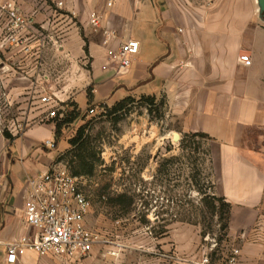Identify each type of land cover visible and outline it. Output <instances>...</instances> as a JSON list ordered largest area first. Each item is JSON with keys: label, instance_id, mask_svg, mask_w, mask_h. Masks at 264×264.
Listing matches in <instances>:
<instances>
[{"label": "crops", "instance_id": "1", "mask_svg": "<svg viewBox=\"0 0 264 264\" xmlns=\"http://www.w3.org/2000/svg\"><path fill=\"white\" fill-rule=\"evenodd\" d=\"M9 1L28 25L19 45L8 42L10 22L0 10V264H10L7 243L33 233L24 215L29 177L61 156L44 146L53 139L57 146L60 136L58 118L48 117L40 99L55 97L60 114L76 102L75 89H91L86 114L128 95L155 96L165 101L173 132L205 136L214 194L231 206L228 237L239 251L236 264H264V18L256 0H65L61 10L52 0ZM92 13L101 17L99 27L91 24ZM105 31L117 35L112 47L140 43L129 68L108 60ZM45 68L58 75L42 81ZM195 244H176L179 264L200 263ZM101 249L96 245L92 254ZM33 254L16 264L94 259Z\"/></svg>", "mask_w": 264, "mask_h": 264}, {"label": "rangeland", "instance_id": "2", "mask_svg": "<svg viewBox=\"0 0 264 264\" xmlns=\"http://www.w3.org/2000/svg\"><path fill=\"white\" fill-rule=\"evenodd\" d=\"M56 73L45 68L41 79ZM90 92L74 90L76 102L60 113V137L52 149L57 158L64 155L85 126L87 163H95L93 174L82 179L92 205L86 223L102 248L87 258L93 264H179L183 255L175 247L181 242L196 243L200 263L208 258L209 264H228L234 251L225 228L228 209L214 197L206 139L173 132L160 104L136 102L113 113L111 102L94 105L97 115L87 116ZM71 112L76 115L67 123ZM64 163L71 172L78 166L71 157Z\"/></svg>", "mask_w": 264, "mask_h": 264}, {"label": "built area", "instance_id": "3", "mask_svg": "<svg viewBox=\"0 0 264 264\" xmlns=\"http://www.w3.org/2000/svg\"><path fill=\"white\" fill-rule=\"evenodd\" d=\"M52 2L60 10L66 5L65 0ZM107 5L112 7L111 2ZM0 10L7 13L10 22L7 28V41L19 45V35L28 25L27 17L20 14L16 5L9 0L0 2ZM90 18L91 24L99 27L101 17L92 13ZM115 39L117 35L114 32H104L102 44L106 48L107 58L120 70L127 69L132 63V58L139 54L140 43L129 39L121 42L118 47H112L111 42ZM240 61L246 66L252 64L248 55H242ZM40 101L48 109L49 118L56 119L61 115L58 113V102L55 97L47 95ZM97 113L95 108L88 111L89 116H96ZM44 146L49 149L55 148L51 141H46ZM2 177L0 171V182ZM82 179L74 176L65 163L59 162L39 176L29 177L24 215L33 233L6 244L8 263L16 264L29 251H34L40 257L63 258L68 261L83 259L92 254L99 240L98 235L93 233L86 223L92 205L82 189ZM110 254L117 255L116 252ZM238 254L239 251L234 250L228 264H236ZM200 264H209V259H204Z\"/></svg>", "mask_w": 264, "mask_h": 264}, {"label": "trees", "instance_id": "4", "mask_svg": "<svg viewBox=\"0 0 264 264\" xmlns=\"http://www.w3.org/2000/svg\"><path fill=\"white\" fill-rule=\"evenodd\" d=\"M91 96V95H89ZM136 102H141L143 105H146L148 108H152L153 106H157L160 104L161 106H165V101L161 100L158 101V99L155 96H149V95H141L140 98L137 100L135 97L128 96L120 101H116L112 107L113 113H121L125 111L129 106H132ZM90 105V104H89ZM76 112L69 113V119L67 120V123H71L75 117ZM78 115V114H77ZM88 116V114H86ZM85 126L81 127L76 135L70 139L69 145L71 147L70 150H68L64 155L60 156L58 159L59 163H64L66 158L71 157L73 160L78 161V166L75 171L71 172L74 176L84 178V176H91L93 174V171L95 169V163L89 165L87 163L88 156L86 155V143L87 136H85ZM60 136V130L57 128V137ZM204 139L205 136L197 135ZM66 164V163H65ZM215 199L219 202H224L225 207L228 209L227 215L229 220V213H230V204L226 203L223 198H220L218 196H214ZM226 229H228V224L225 226Z\"/></svg>", "mask_w": 264, "mask_h": 264}, {"label": "water", "instance_id": "5", "mask_svg": "<svg viewBox=\"0 0 264 264\" xmlns=\"http://www.w3.org/2000/svg\"><path fill=\"white\" fill-rule=\"evenodd\" d=\"M256 4L260 17L264 18V0H256Z\"/></svg>", "mask_w": 264, "mask_h": 264}, {"label": "bare ground", "instance_id": "6", "mask_svg": "<svg viewBox=\"0 0 264 264\" xmlns=\"http://www.w3.org/2000/svg\"><path fill=\"white\" fill-rule=\"evenodd\" d=\"M176 139H178V135H176Z\"/></svg>", "mask_w": 264, "mask_h": 264}]
</instances>
